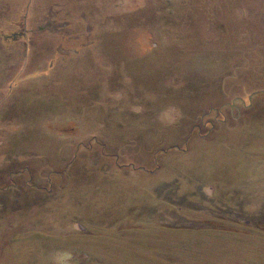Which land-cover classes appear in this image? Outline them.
Returning a JSON list of instances; mask_svg holds the SVG:
<instances>
[{
	"label": "rangeland",
	"instance_id": "rangeland-1",
	"mask_svg": "<svg viewBox=\"0 0 264 264\" xmlns=\"http://www.w3.org/2000/svg\"><path fill=\"white\" fill-rule=\"evenodd\" d=\"M0 264H264V0H0Z\"/></svg>",
	"mask_w": 264,
	"mask_h": 264
}]
</instances>
